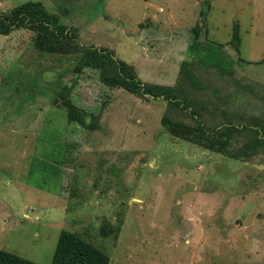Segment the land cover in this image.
Segmentation results:
<instances>
[{
    "label": "rangeland",
    "instance_id": "1",
    "mask_svg": "<svg viewBox=\"0 0 264 264\" xmlns=\"http://www.w3.org/2000/svg\"><path fill=\"white\" fill-rule=\"evenodd\" d=\"M201 1L0 0V14L40 2L142 82L181 87L207 128L235 126L238 150L252 138L242 124L264 126V0H203L201 56L222 53L231 75L193 61L187 81ZM236 24L240 57L227 45ZM33 40L24 28L0 35V250L51 264L65 230L110 264H264V154L235 160L174 137L165 116L195 125L178 107L107 87L94 69L76 74L78 55ZM62 94L89 114L85 126L68 121Z\"/></svg>",
    "mask_w": 264,
    "mask_h": 264
},
{
    "label": "trees",
    "instance_id": "2",
    "mask_svg": "<svg viewBox=\"0 0 264 264\" xmlns=\"http://www.w3.org/2000/svg\"><path fill=\"white\" fill-rule=\"evenodd\" d=\"M201 3L206 6H203L200 10L198 22L191 31V39L187 46L188 60L184 61L180 67V72L187 77V81L194 80L190 73L193 61H197L204 66L214 67L222 74L231 75L230 68L232 64L224 58L222 53L217 54L219 55L217 58L212 56L210 63H205L201 56L204 55L207 58L211 51L206 35V16L210 8L203 0ZM22 28L33 32V45L39 52L64 56L78 55L74 68L76 74L80 73L83 68L97 70L100 81L107 87L121 88L142 98L148 97L154 100L161 98L185 112L195 122L194 126L170 120L167 116L163 118L162 124L172 136L190 140L235 160L249 159L264 154V126L260 122L253 121L249 126L242 124V129H250L252 138L243 144L240 149L230 150L229 147L234 142V137L238 131L235 126L224 124L214 129L207 128L202 118L188 104L186 97L183 95L184 90L181 87L142 82L133 66L115 59L109 50L95 48L94 46H83L78 43L73 30L59 24L57 18L50 15L40 2H26L0 14V35L8 36L12 31ZM240 44L241 39L236 24L233 27L231 40L227 45L234 47L238 57H240ZM223 47V45H217L216 49L221 52ZM237 61L245 63L241 58H238ZM180 94L181 97H179ZM60 98L66 110L68 121L85 126L89 114L76 107L67 94H62ZM89 127L92 128L90 125ZM0 264L36 263L0 250ZM51 264H110V259L108 255L76 233L64 230L59 235Z\"/></svg>",
    "mask_w": 264,
    "mask_h": 264
}]
</instances>
